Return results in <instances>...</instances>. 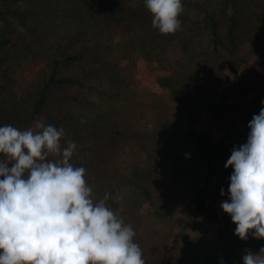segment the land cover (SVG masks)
Returning a JSON list of instances; mask_svg holds the SVG:
<instances>
[{
  "label": "trees",
  "instance_id": "trees-1",
  "mask_svg": "<svg viewBox=\"0 0 264 264\" xmlns=\"http://www.w3.org/2000/svg\"><path fill=\"white\" fill-rule=\"evenodd\" d=\"M181 3L180 29L162 35L152 27L145 0H0V126L63 128L61 144H76L70 163L85 168L93 202L107 194L106 206L133 228L142 258L152 254L153 262L143 259L145 264H161L156 258L163 255L173 264H234L246 250L259 253L264 239L250 233L240 240L231 217L205 200L229 188L233 169L225 164L241 143L224 145L217 159L223 142L214 143L194 126L207 107L226 128L235 111L231 98L249 89L256 94L244 106L245 133L231 128L224 139L233 133L248 137L249 122L264 107V56L247 86L235 89L224 72L244 79L242 65L264 37V0ZM139 58L163 73L157 82L165 94L149 102L139 99L127 76ZM26 60L45 65L35 87L22 91ZM219 89L225 95L216 101ZM215 162L219 189L209 186L208 177L200 186L201 163ZM183 188L191 193L190 221L202 213L220 223L216 237L181 247L173 241L168 249L143 244L153 239L150 229L166 224L165 208L185 196ZM145 205L161 208L144 215Z\"/></svg>",
  "mask_w": 264,
  "mask_h": 264
},
{
  "label": "clouds",
  "instance_id": "clouds-1",
  "mask_svg": "<svg viewBox=\"0 0 264 264\" xmlns=\"http://www.w3.org/2000/svg\"><path fill=\"white\" fill-rule=\"evenodd\" d=\"M145 3L160 34L180 29L181 0ZM35 128L0 126V264H145L133 228L106 206L107 194L93 202L85 168L70 163L76 144H61L63 128ZM248 128L247 142L225 164L233 173L220 205L242 241L250 233L264 239V107ZM242 259L264 264V248Z\"/></svg>",
  "mask_w": 264,
  "mask_h": 264
},
{
  "label": "rangeland",
  "instance_id": "rangeland-1",
  "mask_svg": "<svg viewBox=\"0 0 264 264\" xmlns=\"http://www.w3.org/2000/svg\"><path fill=\"white\" fill-rule=\"evenodd\" d=\"M262 56H264V37L257 52L253 56H251L247 61H245L242 65L241 74H243L244 79H241L240 81L229 71L225 70L224 73L227 76L228 83L230 85H235V89H238L237 87H239V85L247 86L249 78L251 77V71L254 67V64ZM125 64L126 63L122 61L120 65L122 68L125 69ZM44 65L45 62H34L29 60H26L24 62L19 76L22 91L32 90L35 87L40 70L42 69V67H44ZM127 73L130 83L132 87L136 90L137 96L141 101L149 102L150 100H152L153 97L165 94L164 91L159 87L157 82L158 78L163 73L159 71L158 68H155V66L148 65L142 58H139L136 61L133 70L127 71ZM237 91L238 90H236V92ZM241 92L242 93L240 94L241 96H239V98L237 94L231 98V105H234L235 111L234 114L232 113L228 115V121L225 126L226 128L220 127L218 121L209 114V110L207 107H203L199 120L194 126L197 131L207 132L210 139L214 143L223 142L222 146L217 151V159L220 157L224 145L230 143L231 141L233 143L239 141L242 145L247 141L246 137H240L235 133L231 134L228 138L224 139L225 135H227L228 133L227 130H230L231 128H235L240 134L245 133L244 106L247 102L251 100V98L256 94V92L251 91L249 89L241 90ZM218 93V96L215 98L216 101H220L222 95H225L222 89H219ZM200 171V186H202L204 179L208 177L209 186L213 190L219 189V185L217 184L216 179V162L212 165V167L208 166L206 163H201ZM0 179H2V177H0ZM223 190V196H219L215 199H206L205 203L216 207L221 215H226L220 205L223 201L229 200V195H226L228 193V188H224ZM181 192L183 193V195L185 194V196H181L180 200H177L174 203L173 209H171V206L169 208H165V211L169 213L166 224L161 223L157 226L158 228L150 229L151 236L153 237V239L151 240V238L148 236L146 241H142L143 244L148 247L157 245L160 248L163 247L165 249H168L171 247L173 241H177V245L181 247L189 242L197 243L201 239V237L204 236H210L211 238L216 237L218 231L223 226L218 222H213L207 219L202 213L190 221V219H192V214L188 212L187 201H190L189 198L191 196V193L186 188H183ZM193 207H195V205ZM121 208L123 209V207ZM121 208L117 209V211L122 210ZM157 208H161V205H145V208L141 212L146 215L148 213H152L154 209ZM180 217H183V220H180ZM144 235H146L145 232ZM148 258L150 259V262H153V256L150 252H147V254L142 259ZM156 259L161 264H173L174 262L167 260L165 255L161 256V258L159 257ZM188 259V262H193L192 255H190ZM234 264H243V260L237 261Z\"/></svg>",
  "mask_w": 264,
  "mask_h": 264
}]
</instances>
